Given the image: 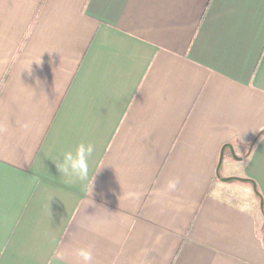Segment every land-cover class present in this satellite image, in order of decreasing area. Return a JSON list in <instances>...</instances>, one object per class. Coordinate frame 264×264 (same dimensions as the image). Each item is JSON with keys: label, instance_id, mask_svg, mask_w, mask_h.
I'll return each instance as SVG.
<instances>
[{"label": "crops", "instance_id": "1", "mask_svg": "<svg viewBox=\"0 0 264 264\" xmlns=\"http://www.w3.org/2000/svg\"><path fill=\"white\" fill-rule=\"evenodd\" d=\"M225 145L264 201V0H0V264H264Z\"/></svg>", "mask_w": 264, "mask_h": 264}, {"label": "clouds", "instance_id": "2", "mask_svg": "<svg viewBox=\"0 0 264 264\" xmlns=\"http://www.w3.org/2000/svg\"><path fill=\"white\" fill-rule=\"evenodd\" d=\"M95 146L92 143L80 142L74 149L64 151L55 162L59 174H62L68 183L84 184L91 188L93 175L90 176V161L93 158ZM177 181L168 182L169 191L175 190ZM75 255L79 257L80 264H92L93 256L90 250L78 248ZM66 257L64 251H56L54 254L55 264H63ZM49 264H53L52 261Z\"/></svg>", "mask_w": 264, "mask_h": 264}, {"label": "water", "instance_id": "3", "mask_svg": "<svg viewBox=\"0 0 264 264\" xmlns=\"http://www.w3.org/2000/svg\"><path fill=\"white\" fill-rule=\"evenodd\" d=\"M228 152V155L231 157V159H233L234 161H238L240 160L239 157L236 156L232 146L230 145H225L224 148L222 149L221 153H220V157L218 160V164H217V169H216V177L219 181H221L222 183H241V184H248L252 187L254 195L256 197H258V192H257V188L256 185L253 181L249 180V179H241V178H226V177H222L220 175V170L222 168V164L224 161V157H225V152ZM259 209L260 212L262 213L263 217H264V201L262 199V197H259Z\"/></svg>", "mask_w": 264, "mask_h": 264}, {"label": "trees", "instance_id": "4", "mask_svg": "<svg viewBox=\"0 0 264 264\" xmlns=\"http://www.w3.org/2000/svg\"><path fill=\"white\" fill-rule=\"evenodd\" d=\"M257 192H258V190H257ZM258 195H259V196H258L257 198H258V200H259V197H261V195H260V193H259V192H258Z\"/></svg>", "mask_w": 264, "mask_h": 264}]
</instances>
